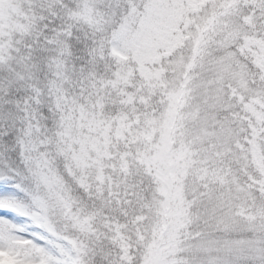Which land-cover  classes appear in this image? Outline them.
I'll return each instance as SVG.
<instances>
[{
	"label": "snow or ice",
	"instance_id": "obj_1",
	"mask_svg": "<svg viewBox=\"0 0 264 264\" xmlns=\"http://www.w3.org/2000/svg\"><path fill=\"white\" fill-rule=\"evenodd\" d=\"M0 264H264V0H0Z\"/></svg>",
	"mask_w": 264,
	"mask_h": 264
}]
</instances>
